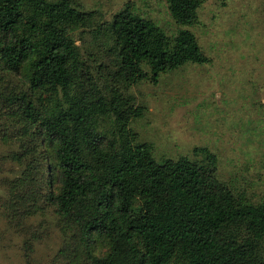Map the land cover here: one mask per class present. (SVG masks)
Instances as JSON below:
<instances>
[{
    "label": "trees",
    "instance_id": "trees-1",
    "mask_svg": "<svg viewBox=\"0 0 264 264\" xmlns=\"http://www.w3.org/2000/svg\"><path fill=\"white\" fill-rule=\"evenodd\" d=\"M165 2L178 26L197 23L203 0ZM83 32L97 41L87 57ZM209 61L191 31L170 38L128 5L107 22L74 0H0V139L22 167L6 219L50 209L71 264H264V202L221 182L207 149L200 164L158 163L129 127L143 113L131 85Z\"/></svg>",
    "mask_w": 264,
    "mask_h": 264
},
{
    "label": "rangeland",
    "instance_id": "rangeland-1",
    "mask_svg": "<svg viewBox=\"0 0 264 264\" xmlns=\"http://www.w3.org/2000/svg\"><path fill=\"white\" fill-rule=\"evenodd\" d=\"M74 1L79 9L92 12L96 21L109 22L128 5L170 38L181 29L194 34L209 63H188L160 75L156 83L147 78L131 85L127 94L143 113L129 127L139 141L152 146L158 163L186 158L200 164L205 162L200 149H207L217 159L221 182L247 201L263 203L264 0H203L191 27L174 22L165 0ZM92 37L83 32L76 41L84 57L97 49ZM85 64L102 73L96 58H85ZM8 150L0 139V264H71L61 257L72 243L71 233L50 209L38 214L20 210L23 218L13 220L18 224L4 216L2 203L9 184L22 170L11 159L3 161Z\"/></svg>",
    "mask_w": 264,
    "mask_h": 264
}]
</instances>
